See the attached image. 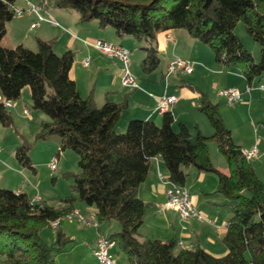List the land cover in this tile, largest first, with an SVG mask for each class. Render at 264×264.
<instances>
[{
	"label": "trees",
	"instance_id": "16d2710c",
	"mask_svg": "<svg viewBox=\"0 0 264 264\" xmlns=\"http://www.w3.org/2000/svg\"><path fill=\"white\" fill-rule=\"evenodd\" d=\"M51 8L75 11L79 21H96L118 38H132L144 52L141 66L146 73L159 65L157 38L171 30H184L209 47L214 61L236 67L250 85L264 78V0H50ZM14 18V0H0V124L11 126L5 102H16L29 88L32 109L48 117L41 122L38 137L57 136L59 151L77 155L78 173L72 175L76 197H67L56 209L43 200L32 203L25 193L0 187V257L4 264H56L69 238L59 221L73 213L78 200L94 207L99 224H116L106 237L115 242L131 264H264V182L256 175L242 149L232 141L218 106L202 94L198 110L208 119L213 134L199 132L194 141L188 128L173 129L171 112L162 114L161 124L131 119L118 131L126 103L106 100L98 107L92 94L79 95L70 77L73 53L54 51L55 40L37 39L32 51L18 45L5 48L1 40L6 24ZM242 22L247 34L259 45L257 61L235 35ZM214 142L224 158L229 175L214 168L208 144ZM19 166L35 171L26 143L14 154ZM161 157L167 181L184 187L186 170L213 174L215 193L226 200L230 219L222 242L227 253L216 257L197 247L179 248L175 240H141L139 228L148 205L137 196L149 164ZM58 222L53 228L52 224ZM43 229H55L52 243L40 237Z\"/></svg>",
	"mask_w": 264,
	"mask_h": 264
},
{
	"label": "crops",
	"instance_id": "0c3cea01",
	"mask_svg": "<svg viewBox=\"0 0 264 264\" xmlns=\"http://www.w3.org/2000/svg\"><path fill=\"white\" fill-rule=\"evenodd\" d=\"M28 2L32 5H39L41 0H28ZM14 7L25 10L27 4L24 0H21V4L17 7L14 0ZM25 16L27 17V22H29V28L26 27L22 20ZM46 18L49 21L42 22L34 29L37 31L34 33L33 38L30 36V31L34 30H31L30 26L36 22L37 18L35 14L25 13L23 17L17 18V20L12 19L6 24V33L1 40V45L5 48H14L22 45L27 49L35 51L37 49V39L44 41L55 40L54 51L58 55L68 50L72 53L79 51L81 53L79 61L82 70L78 72L74 68L73 59L70 77L75 82L79 95L82 98H87L92 94L97 106L103 105L106 100L113 103H126V109L121 113L118 123L117 129L119 132L125 130L127 121L131 119H147L155 122L157 125L161 124L162 114L155 110V106L157 99L167 94L178 98L177 103L170 109L174 120L173 129L175 131L178 129V124L182 123L188 128L192 141H194L198 132L204 136H211L213 133L207 135L199 129L194 134L186 121L191 117L197 120L195 114L198 111L202 94L205 95L204 89L199 84L201 81H206L210 78L207 74L208 72H205L204 69L211 70V73L214 72L215 76L211 77L210 80L213 90L221 86L224 88H236L242 93L241 102L232 108L229 107L232 117L239 121L242 126L246 121L245 110L255 103L254 99L258 96V93L260 101L264 102V90L258 89V86L261 85L258 83L264 78L255 79L257 83L254 84L255 80H253L249 85L238 68L233 66L226 67L215 61L213 63L211 58H214L211 52L206 57L205 47L207 46L191 38L184 30H171L158 35V67L149 73L144 72L142 74L135 71L133 76L138 82L139 89L128 90L121 85V65L116 61L104 58L99 53L100 57L91 59V53L94 50L91 44L97 40H102L126 48L124 42L127 41L130 48L126 49L130 52L131 64V48H138L137 58L139 61L144 58V52L139 49L137 41L128 37L118 38L112 29H102L96 21L82 24L79 21L78 13L75 11L50 8ZM75 53H73V56ZM87 57L90 59V66L83 68L81 63ZM178 58L191 61L194 68L193 73L190 75L177 74L173 75V77L172 75L166 77L167 65ZM181 76H190V81H184ZM178 80L179 82H177ZM216 97L224 102V100L217 96V93ZM2 100L3 98L0 94V102ZM13 106L14 104L12 103ZM195 128H197V125H195ZM226 128L229 129L228 127ZM260 128L264 131V123H260ZM262 136H264V133H262ZM231 137L233 143L242 150L257 146L259 156L253 159L255 161L252 163V166L257 177L264 182V179L260 177V174L264 172V143H262V140L258 138L255 143L246 144L242 138L235 139L232 132ZM211 162L219 172L229 175L226 162L220 165L214 163L212 159ZM159 173L163 176L164 180H167L168 172L164 162L161 157H156L150 162L147 177L139 186L137 192L138 198L148 205L143 223L139 228V238L141 240H159L162 242L175 240L179 248L193 250L199 247L216 257L224 256L227 250L222 242V238L226 232V226L231 214L225 206L226 200L223 196L215 193L217 188L216 176L199 173L194 168L186 170L185 188L190 194L191 202L199 217H193L184 224L179 221L175 212L170 210L159 211L158 209L160 205L166 202V190L169 187L167 181L159 178ZM12 191L24 193L20 190ZM35 197H39L42 201L39 195H33L31 199ZM73 212L78 213L81 219L76 217L71 218L75 219L76 222H72L71 219L62 220V222L60 220L59 229L69 238V243L73 242L75 244H73L74 246L69 251H66L65 247L64 251L55 257L56 263L60 262L59 259L63 257L60 255H69L78 249H82L87 256L95 261L92 256V250L96 239L101 236L108 237L110 232L116 229L115 223L108 225L99 224L97 228L86 224L90 216L95 215L96 210L94 207L86 205L82 208L81 206L78 210L73 208ZM183 226L186 227L185 230L182 229ZM116 248L115 246L113 249ZM112 254L115 257V264H131L122 251L118 252L114 250ZM0 261L2 262L1 257Z\"/></svg>",
	"mask_w": 264,
	"mask_h": 264
},
{
	"label": "rangeland",
	"instance_id": "374dc122",
	"mask_svg": "<svg viewBox=\"0 0 264 264\" xmlns=\"http://www.w3.org/2000/svg\"><path fill=\"white\" fill-rule=\"evenodd\" d=\"M15 2L16 6L19 7L21 0H15ZM13 19L17 20V17H14ZM22 20L26 27L29 28L27 17L25 16ZM36 31L37 30L30 31V36H32L31 38H33ZM234 33L239 38L245 49H247L255 61H257L260 47L247 34L242 22H239L236 25ZM124 46L127 49L130 48L127 41L124 42ZM205 48L207 57L211 51L209 47ZM131 51L132 56L129 68L130 73L134 75L133 73L136 71L143 74L144 71L141 66L142 60L139 61L137 58V54L139 52L138 48H131ZM96 57H100V55L94 49L91 53V59H95ZM80 59L81 53L78 51L74 55V68L77 69L78 72L82 70L80 67ZM211 60L215 63L214 59L211 58ZM204 71L208 72L207 74L210 78L206 81H201L199 85L202 89H204V94L207 99H209L212 104H216L218 106V111L222 117L223 123L226 127L231 129L230 131L233 133V137L235 139H244V143L246 144H253L258 138L262 140V143H264V136H262L264 131L260 128V123H264V104H262L264 102L260 101L259 93L254 99L255 103L245 110L244 115L246 121L242 126L239 121L232 117L230 114L231 109L225 104V102L216 97V93L219 90L224 89V87L219 86L215 90L211 88L210 80L211 77L215 76L214 72L211 73V70L209 69H204ZM181 78L186 82L190 81V76H181ZM177 82H179V80ZM256 83L257 80L254 81V84ZM258 84L264 85V79H261ZM13 104L14 106L12 108L7 109L12 118L11 126L3 127L0 124V187L7 190H20L26 193L30 199L33 195H39L48 205L53 206L56 209H60L64 206L62 203L63 200L70 196L76 197V194L73 192L71 186L73 183L72 175L77 174L79 171L77 165V155L73 151H59L60 139L57 136H50L46 139L38 137L41 122H46L49 119L40 111L32 109L28 87H25L21 94V98ZM24 108L28 109L30 118L23 115ZM195 116L197 120L193 117L186 120L187 125L192 129L194 134H196L197 129H199L202 133L211 135L213 133V129L207 117L199 110ZM195 125H197V128H195ZM23 143H26L29 159L32 166L35 168V171L19 166L15 160V150ZM208 150L210 158L214 163L220 165L225 162L222 155L218 152L217 146L214 142H210L208 144ZM53 158L57 161V170L54 174L51 172L49 167V163ZM254 161L255 160H251L250 163L252 164ZM260 175V177L264 179V172ZM73 205L77 210L78 208H81V206L82 208L86 206L83 202L78 200ZM62 220L70 219L65 217L61 219V222ZM71 220L72 222H76L75 219ZM40 237L43 241L52 243L55 237V229H43L40 232ZM73 244L75 243H67L65 245L66 251L71 250L74 246ZM114 250L121 252L118 248L113 249L112 252ZM60 256L63 257H61V260L59 259L60 262L56 264H97L96 261L87 256L82 249H78L76 252L69 255ZM0 264L4 263L0 261Z\"/></svg>",
	"mask_w": 264,
	"mask_h": 264
},
{
	"label": "built area",
	"instance_id": "2783aa9c",
	"mask_svg": "<svg viewBox=\"0 0 264 264\" xmlns=\"http://www.w3.org/2000/svg\"><path fill=\"white\" fill-rule=\"evenodd\" d=\"M27 4V8L18 9L14 7V17L21 18L25 13H33L36 15V22L31 24L30 29H36L42 22L49 21L46 18V15L51 8L50 0H41L39 5H32L28 0H24ZM51 22V21H50ZM93 49H95L99 54L104 58L112 61H116L121 65L122 68V77L121 85L128 90H137L139 89L138 82L136 78L130 73V52L118 44L108 43L102 40H97L91 44ZM81 66L83 68H88L90 66L89 57L85 58ZM193 63L185 59H175L171 61L166 67V77L170 75H190L193 73ZM250 89V88H248ZM259 90H264V85L258 86ZM242 93L236 88H224L217 92V96L224 100L225 104L232 108L235 105L241 102ZM178 98L174 95L164 94L156 101L155 110L160 113L170 112V109L173 105L177 103ZM5 107L11 108L12 102H5ZM23 115L30 118V113L27 108H24ZM242 155L247 161H251L259 156V150L257 146H253L250 149L242 150ZM49 167L51 172L54 174L57 170V161L53 158ZM159 178L163 181V176L159 173ZM168 182V181H167ZM169 187L166 190V202L158 207L159 211L170 210L177 214V217L180 222L187 223L193 217H199V214L193 207L191 202L190 194L188 190L184 187H178L169 183ZM40 201L39 197L32 199V203H38ZM78 218L81 219V216L78 213H71L67 218ZM89 226L98 227V222L95 215L90 216L89 220L86 222ZM58 226V222H54L52 227L55 228ZM183 230L186 229L185 226L182 227ZM181 244V243H179ZM115 247V242L110 241L106 237H98L94 243V248L92 250V256L97 262V264H115V257L112 254V249Z\"/></svg>",
	"mask_w": 264,
	"mask_h": 264
}]
</instances>
